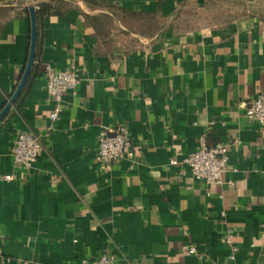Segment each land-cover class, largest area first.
<instances>
[{
  "label": "crops",
  "instance_id": "obj_1",
  "mask_svg": "<svg viewBox=\"0 0 264 264\" xmlns=\"http://www.w3.org/2000/svg\"><path fill=\"white\" fill-rule=\"evenodd\" d=\"M50 1L0 0V112L27 64L29 9ZM63 1L41 20L29 79L0 121V264H92L102 253L119 264H232L230 234L237 263L264 264V125L245 117L264 93V0ZM249 5L258 14L197 20ZM47 65L80 75L56 122ZM116 124L135 155L106 170L97 141ZM22 132L43 143L31 171L11 156ZM202 139L229 146L222 184L182 164Z\"/></svg>",
  "mask_w": 264,
  "mask_h": 264
},
{
  "label": "built area",
  "instance_id": "obj_2",
  "mask_svg": "<svg viewBox=\"0 0 264 264\" xmlns=\"http://www.w3.org/2000/svg\"><path fill=\"white\" fill-rule=\"evenodd\" d=\"M45 83L49 96L55 106L50 115L53 122L58 121L63 113V97L68 93H75L80 84V75L75 67L57 69L52 65L45 68ZM245 117L251 124L264 125V93L258 94L245 105ZM229 146L220 143L214 147H208L206 140L202 139L200 148L183 159L195 180L203 181L208 185L222 184L223 174L229 163ZM43 151L41 138L32 132L19 133L11 148L13 163L17 169L31 171ZM133 150L129 129L126 125L116 124L114 127L103 129L98 137L95 160L98 165L106 170L124 158H133ZM176 159L171 160V165H178ZM5 181H11V175L3 177ZM226 243L231 247L229 259L232 264L237 263L238 248L232 243V235H228ZM190 253H197L195 246H190ZM1 258V252H0ZM83 264H88L86 261ZM92 264H119L115 255L102 253ZM248 264V263H242Z\"/></svg>",
  "mask_w": 264,
  "mask_h": 264
},
{
  "label": "water",
  "instance_id": "obj_3",
  "mask_svg": "<svg viewBox=\"0 0 264 264\" xmlns=\"http://www.w3.org/2000/svg\"><path fill=\"white\" fill-rule=\"evenodd\" d=\"M29 11H30V20H31V43H30V49H29L27 64H26L24 73L22 75V78L20 80V83H19L16 91L14 92L13 96L11 97L9 102L6 104V106L0 112V121L7 115V113L10 111L12 106L16 103V101L18 100L22 91L24 90L26 83L29 79V76L31 74L33 64L35 62L37 40H38V26H37L36 9L34 6H32V7H30Z\"/></svg>",
  "mask_w": 264,
  "mask_h": 264
},
{
  "label": "rangeland",
  "instance_id": "obj_4",
  "mask_svg": "<svg viewBox=\"0 0 264 264\" xmlns=\"http://www.w3.org/2000/svg\"><path fill=\"white\" fill-rule=\"evenodd\" d=\"M259 10L255 9L251 5H249V6H236V14H234V15L229 14L227 9H225V10L218 9V11L213 13L211 18H207V19H200L199 18L197 20H199L201 22L208 21L210 23H218V22L225 21L228 17L229 18H233V17L244 18V17H248V16H250V15H252L254 13L258 14Z\"/></svg>",
  "mask_w": 264,
  "mask_h": 264
},
{
  "label": "trees",
  "instance_id": "obj_5",
  "mask_svg": "<svg viewBox=\"0 0 264 264\" xmlns=\"http://www.w3.org/2000/svg\"><path fill=\"white\" fill-rule=\"evenodd\" d=\"M68 3L63 0H51L48 4H41L36 10L37 17V26H38V36L40 31V23L44 16L49 15L50 13H57L61 8L68 7ZM110 9H113L110 7ZM53 11V12H51Z\"/></svg>",
  "mask_w": 264,
  "mask_h": 264
}]
</instances>
